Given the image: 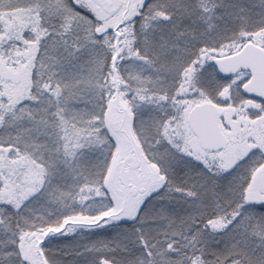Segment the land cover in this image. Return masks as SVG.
Listing matches in <instances>:
<instances>
[{
    "label": "snow or ice",
    "instance_id": "6c2138e0",
    "mask_svg": "<svg viewBox=\"0 0 264 264\" xmlns=\"http://www.w3.org/2000/svg\"><path fill=\"white\" fill-rule=\"evenodd\" d=\"M0 264H264V0H0Z\"/></svg>",
    "mask_w": 264,
    "mask_h": 264
}]
</instances>
